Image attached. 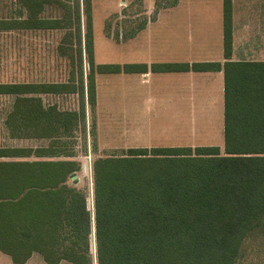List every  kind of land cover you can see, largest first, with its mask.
I'll list each match as a JSON object with an SVG mask.
<instances>
[{
  "label": "trees",
  "instance_id": "obj_1",
  "mask_svg": "<svg viewBox=\"0 0 264 264\" xmlns=\"http://www.w3.org/2000/svg\"><path fill=\"white\" fill-rule=\"evenodd\" d=\"M21 2L27 18H0V30L71 28L60 49L74 47L67 82H0V95L13 96L5 120L9 136L48 141L34 151L0 147V157H35L0 161V251L17 264L34 252L47 264H233L242 241L264 222V61L230 59L231 0H223V63L150 66L94 63L91 0H82V10L62 0ZM49 2L63 8L60 18L40 16ZM149 70L223 72V150L129 148L97 157L90 207L86 192L69 183L76 182L80 163L64 152L61 139L85 130L86 103H96V74ZM48 92L77 93L78 109L45 108L34 94Z\"/></svg>",
  "mask_w": 264,
  "mask_h": 264
},
{
  "label": "rangeland",
  "instance_id": "obj_2",
  "mask_svg": "<svg viewBox=\"0 0 264 264\" xmlns=\"http://www.w3.org/2000/svg\"><path fill=\"white\" fill-rule=\"evenodd\" d=\"M118 2L119 0H92L91 11L97 48L95 64H121L117 59L122 58L127 59L124 62L127 64L148 65L146 59L149 52L145 51L143 38L138 43L126 41L122 45H116L115 43H118L116 39L109 43L104 38V29L106 28L107 31L110 27H114L117 13H125L119 21L124 24L121 30H128L131 26L137 27L143 23L144 14L148 10L154 14L153 17H158L151 26L153 33L158 31V24L161 22H177L176 28L180 31L183 48L187 49L193 45L190 51H182L183 57L190 55L194 59H203L202 57H208L209 52L210 57H218L216 41L218 42L220 38L221 30L223 31V0L222 3L221 0H126L121 7H118ZM248 2L250 3L243 6L242 10L249 12L264 10L256 1ZM15 3L16 0H0V18L17 16ZM236 7L238 11V3ZM171 12H180L181 18L178 15H169ZM107 22L111 25H106ZM128 23L131 26L127 25ZM82 26H84L83 22ZM198 29L201 30L199 36ZM16 33V31H0V82H16L20 79L21 71L29 69L25 65L22 67L20 58L25 55L27 49H30ZM58 35L59 33L52 37L57 39ZM202 43L203 49L197 47ZM157 47L155 46V49ZM88 71L87 59L83 57V72L86 74ZM138 76L132 77L137 78L133 79L134 81L119 83V91H113L114 95L108 100L101 98L99 113L98 106L94 110L88 105L85 130L77 128L61 139L64 142V152L72 154L73 159L80 163L76 182L69 181V183L86 192L90 207L92 205V162L97 157L123 155L129 148L197 146L223 148V104L219 108L201 107L204 112L202 115L205 116L200 120L190 115V106L183 97L176 98V93L182 90H171V87L175 86L174 82L163 79L157 81L150 77L146 82L140 83ZM127 85H133L138 93L134 100L128 101L123 95V88ZM156 96L158 100L155 99ZM11 103L12 97L0 96V147H28L34 151L35 148L46 146L48 141L10 139L3 126V119ZM91 246L95 260L93 240ZM1 256H5L6 260L1 261L0 264H12L8 255ZM27 264L47 263L39 253L34 252ZM58 264L73 263L61 261ZM233 264H264V222L242 241L239 255Z\"/></svg>",
  "mask_w": 264,
  "mask_h": 264
},
{
  "label": "crops",
  "instance_id": "obj_3",
  "mask_svg": "<svg viewBox=\"0 0 264 264\" xmlns=\"http://www.w3.org/2000/svg\"><path fill=\"white\" fill-rule=\"evenodd\" d=\"M68 4L79 3L82 10V0H62ZM184 1V0H180ZM241 1V2H239ZM248 1H256L264 9V0H231L232 5V53L230 56L231 60L236 61H264V10L249 12L247 10H242L243 6H246ZM92 3V0H91ZM126 3V0H119L118 7H121ZM222 3V0H221ZM238 3V11L237 5ZM17 5V16L16 19H25L28 16V11L26 6L22 4L21 0H16ZM64 10L59 4L54 2H49L43 6V10L40 13L41 17L45 18H60ZM165 13V12H164ZM168 13V12H166ZM180 12H171L169 15H178L180 17ZM125 15V13L119 12L115 16L114 27H110L106 31L104 29V38L107 42L111 43L114 39L118 40L116 45H122L126 41L131 43H138L141 38H143L145 44V51L148 53V66L151 63H179L188 62L193 63L200 61L208 62H220L225 61L223 55V31L221 30L220 38L218 42L216 41V54L218 52V57H210V52L208 57H202L203 59H194L190 55L183 57V50H191L193 45L187 47V49L182 46V38L180 36V31L177 30V22H161L158 24V31L153 33L151 26L157 21L158 17H153L154 14L148 10L143 19V23L137 27L131 26L128 30H121L124 26L123 22L119 21V18ZM138 15V14H136ZM124 17V16H122ZM161 18V17H160ZM91 21H92V36H93V59L97 57V48L95 44V34H94V19L91 11ZM84 25L85 16L81 11V25ZM181 22V21H180ZM110 24L111 23H106ZM133 24V23H132ZM126 25V24H125ZM160 25V26H159ZM82 26V30H83ZM72 30L71 28H54V29H43V28H15V29H3L0 31H16L18 37L21 36V41L29 47L30 50H26L25 55L20 58L22 67L28 66L29 69L23 70L20 73V79L16 83H56V82H67L70 80L71 76V60L70 53L73 52L74 45L71 43H66V51L62 52L60 46L64 42L65 35ZM126 31V32H125ZM59 33L58 38L54 39ZM198 36L201 34V30L197 31ZM169 36V37H168ZM126 38V39H125ZM125 39V40H124ZM74 38L72 39V43ZM107 44V43H106ZM109 45V44H107ZM158 46L155 49V46ZM197 47L203 49V43L199 44ZM199 48V49H200ZM52 50V51H51ZM52 52V53H51ZM220 52V57H219ZM154 54V55H152ZM85 53L83 51V57ZM182 56V57H181ZM118 62L124 63L127 59L119 58ZM24 62V63H23ZM101 62V61H98ZM103 64V63H98ZM112 64V63H107ZM139 75L140 83L146 82L147 79L152 77L153 80L169 81L174 82L175 86L171 87V90L176 89V91L182 90L176 93V98L183 97L190 106V115H194L195 118L202 120L205 115L201 107H220L223 104L224 108V77L223 72L218 71H182V72H152L147 71L145 73H98L95 75V89H96V103L94 110L97 109L98 113L100 109L101 98L102 100H108L110 96L114 95L113 91H119V83H127L134 81L132 78ZM76 77L74 78V80ZM113 84L114 86H110ZM184 85V87H179V85ZM124 89L123 95L125 99L130 101L134 100L136 91L133 85H127ZM118 93V92H117ZM5 96V95H0ZM34 96L40 97L42 105L46 108L51 105H55L59 110H77L79 107V98L77 93H37ZM12 97L13 96H8ZM157 97V96H156ZM155 99L158 100V97ZM173 98V97H172ZM12 104V103H11ZM187 104V105H188ZM88 104L86 103V108ZM90 107V106H89ZM11 110V106L6 110L3 126L5 127L7 133V127L5 125L6 116ZM224 111V110H223ZM191 120V119H190ZM99 124V119H98ZM9 136V134H8ZM10 137V136H9ZM14 140H43V139H28V138H11ZM63 139V138H62ZM46 141V140H43ZM15 148V147H12ZM17 148H28V147H17ZM35 159L34 156H24V157H0V161H30ZM2 254V251H0ZM0 262L5 261V256H1ZM7 255V254H6ZM9 256V255H8ZM10 257V256H9ZM31 256L26 262L22 264H27L31 259ZM12 261V259H11ZM12 264H17L12 261Z\"/></svg>",
  "mask_w": 264,
  "mask_h": 264
},
{
  "label": "water",
  "instance_id": "obj_4",
  "mask_svg": "<svg viewBox=\"0 0 264 264\" xmlns=\"http://www.w3.org/2000/svg\"><path fill=\"white\" fill-rule=\"evenodd\" d=\"M75 177H76V175L73 176V178H75Z\"/></svg>",
  "mask_w": 264,
  "mask_h": 264
}]
</instances>
